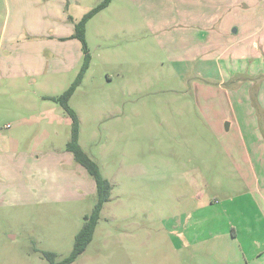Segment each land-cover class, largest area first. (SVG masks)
I'll return each mask as SVG.
<instances>
[{
  "label": "rangeland",
  "instance_id": "374dc122",
  "mask_svg": "<svg viewBox=\"0 0 264 264\" xmlns=\"http://www.w3.org/2000/svg\"><path fill=\"white\" fill-rule=\"evenodd\" d=\"M102 1L0 0V264L66 258L96 204L46 97L85 61L52 28ZM86 40L70 106L112 191L73 264H264V0H114Z\"/></svg>",
  "mask_w": 264,
  "mask_h": 264
},
{
  "label": "trees",
  "instance_id": "16d2710c",
  "mask_svg": "<svg viewBox=\"0 0 264 264\" xmlns=\"http://www.w3.org/2000/svg\"><path fill=\"white\" fill-rule=\"evenodd\" d=\"M113 0H103L99 5L87 12L83 18L76 24L75 38L80 40L85 55L84 64L76 78L69 88L59 96H48L46 99L59 104L67 112L72 121L71 140L67 145L68 150L73 153L75 160L83 166L87 172L94 178L96 184L97 201L90 215L85 217L83 228L75 238V244L72 252L62 260H58V255L53 252H44V257L50 264H73L81 256L94 238L96 228L99 224L101 213L105 203L111 196L112 186L110 182L102 176L99 165L92 160L79 144V118L77 113L71 108L70 101L77 88L90 68L92 56L86 40V27L88 22L98 13L105 10Z\"/></svg>",
  "mask_w": 264,
  "mask_h": 264
},
{
  "label": "crops",
  "instance_id": "0c3cea01",
  "mask_svg": "<svg viewBox=\"0 0 264 264\" xmlns=\"http://www.w3.org/2000/svg\"><path fill=\"white\" fill-rule=\"evenodd\" d=\"M114 1V0H113ZM113 1L111 2V4L113 3ZM64 4V3H63ZM111 4L109 5V6H111ZM62 5V4H61ZM65 7H67L66 5H64ZM109 6L107 7V8H109ZM61 7V6H60ZM106 8V9H107ZM104 11V10H103ZM54 16H56V12L55 11H53V13L52 12H49L48 14H46V15H43V19H44V22H46V19L48 20V19H51L52 17H54ZM58 17H60V13L57 15ZM69 17V19H67V20H65V22H67V24H68V26H70V29H71V31L70 32H68V34H66V35H64L63 36V34H60V33H57L56 32V30H57V28H56V26L54 27V28H52V34H50L51 35V37L52 38H55L57 41H60V43L57 45L56 43L54 44V46H53V48H52V50L50 51V53H52L53 54V56L56 54V50H60V48H61V46H62V43H66V42H69V41H75V40H78L77 38H75V33H76V28H75V26H76V24L79 22L78 21V19H75L73 16H68ZM92 20V19H91ZM90 20V21H91ZM49 24L50 23H48V26H49ZM65 24V23H64ZM56 29V30H55ZM61 31V30H60ZM45 36H47L48 35V33H45L44 34ZM55 49V50H54ZM61 51V50H60ZM68 54H69V52H67V54H66V57H68ZM55 70V68H50L49 70ZM259 177H263V180H264V175H263V173H261L260 175H259ZM259 183H258V185L261 187V180H259L258 181Z\"/></svg>",
  "mask_w": 264,
  "mask_h": 264
},
{
  "label": "water",
  "instance_id": "95a60500",
  "mask_svg": "<svg viewBox=\"0 0 264 264\" xmlns=\"http://www.w3.org/2000/svg\"><path fill=\"white\" fill-rule=\"evenodd\" d=\"M236 32V31H235Z\"/></svg>",
  "mask_w": 264,
  "mask_h": 264
}]
</instances>
